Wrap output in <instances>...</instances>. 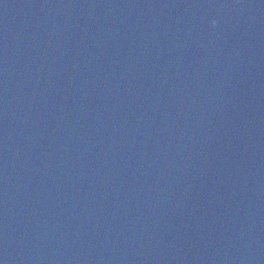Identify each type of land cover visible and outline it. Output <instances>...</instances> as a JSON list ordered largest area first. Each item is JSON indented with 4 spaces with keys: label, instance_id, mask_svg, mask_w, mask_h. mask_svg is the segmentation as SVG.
I'll use <instances>...</instances> for the list:
<instances>
[{
    "label": "water",
    "instance_id": "obj_1",
    "mask_svg": "<svg viewBox=\"0 0 264 264\" xmlns=\"http://www.w3.org/2000/svg\"><path fill=\"white\" fill-rule=\"evenodd\" d=\"M0 264H264V0H0Z\"/></svg>",
    "mask_w": 264,
    "mask_h": 264
},
{
    "label": "clouds",
    "instance_id": "obj_2",
    "mask_svg": "<svg viewBox=\"0 0 264 264\" xmlns=\"http://www.w3.org/2000/svg\"><path fill=\"white\" fill-rule=\"evenodd\" d=\"M216 23H217L216 21H213V25H214V26L216 25Z\"/></svg>",
    "mask_w": 264,
    "mask_h": 264
}]
</instances>
